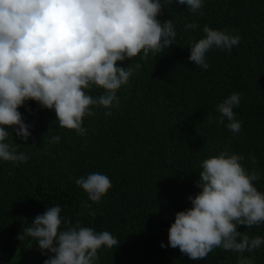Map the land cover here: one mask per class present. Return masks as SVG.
Segmentation results:
<instances>
[{
	"label": "trees",
	"instance_id": "obj_1",
	"mask_svg": "<svg viewBox=\"0 0 264 264\" xmlns=\"http://www.w3.org/2000/svg\"><path fill=\"white\" fill-rule=\"evenodd\" d=\"M203 5L202 15L193 14L187 5L165 0L157 19L161 24L173 21V45L150 53L147 60L138 55L118 62L133 69L129 83L117 92L120 103L110 116L108 110L94 108L95 115L83 119L84 135L57 129L55 112L34 101L18 109L25 123L32 124L31 136L25 143L12 132L13 142L29 158L26 163L0 160V259L34 251L44 264L47 255L35 241L17 236L23 220L31 224L46 207L58 204L61 216L73 226L108 231L120 242L116 248L98 250L95 264H239L241 258L264 264V245L243 254L216 248L201 260L167 247L175 214L190 208L188 197L200 191L195 182L205 158L222 151L243 156L242 166L260 173L254 186L264 192V0H203ZM187 24L198 27L186 30ZM205 25L234 29L233 35L241 38L230 53L209 50L207 70L188 59ZM136 63L141 64L138 70ZM233 92L241 94L234 108L242 122L238 134L218 119L208 121L209 114L219 117L216 106ZM90 94L98 96L103 90L94 88ZM50 127L53 133L44 137ZM56 134L61 139L51 144L50 136ZM90 173H102L112 184L99 203L89 201L75 184ZM84 202L92 205L90 210ZM237 230L264 238V223Z\"/></svg>",
	"mask_w": 264,
	"mask_h": 264
},
{
	"label": "clouds",
	"instance_id": "obj_2",
	"mask_svg": "<svg viewBox=\"0 0 264 264\" xmlns=\"http://www.w3.org/2000/svg\"><path fill=\"white\" fill-rule=\"evenodd\" d=\"M176 2L187 5L193 14H203V0ZM164 5L165 0H0V160L28 161V155L19 150L22 145L13 142L12 132L25 143L30 138L32 124L25 123L18 111L29 101L54 111L57 129L74 130L78 135L85 134L83 119L94 116V108L102 107L110 116L120 103L118 90L133 75L131 67H119L118 62L132 61L138 55L147 60L150 53L154 56L173 45L177 37L171 19L163 24L157 19ZM196 27L185 25L186 30ZM202 31L203 37L189 48L188 59L204 70L209 68V50L230 53L241 39L233 35L234 29L205 25ZM140 67L135 64L136 70ZM94 88L103 94L91 95ZM240 102V93L230 94L216 106L218 118L208 115L209 123L218 119L232 134L240 133L242 122L234 112ZM50 133L51 127L44 137ZM60 139L59 134L51 135L49 142ZM243 159L222 151L201 162L195 182L200 191L188 197L190 208L175 214L167 247L201 260L216 248L243 254L264 245L261 236L237 230L264 223V192L254 186L260 173L246 170ZM75 184L92 203H99L112 187L102 173L79 177ZM84 207L90 210L92 205L84 202ZM61 212L58 204L46 207L31 224L23 220L17 236L20 241H35L41 254L47 255L44 264H95L98 250L119 246L110 232L79 223L73 226ZM89 215L94 213L89 211ZM161 247L166 245L161 242Z\"/></svg>",
	"mask_w": 264,
	"mask_h": 264
},
{
	"label": "rangeland",
	"instance_id": "obj_3",
	"mask_svg": "<svg viewBox=\"0 0 264 264\" xmlns=\"http://www.w3.org/2000/svg\"><path fill=\"white\" fill-rule=\"evenodd\" d=\"M244 260L245 259L241 258L239 264H251ZM0 264H40V261L34 251H19L14 258L10 260L0 259Z\"/></svg>",
	"mask_w": 264,
	"mask_h": 264
}]
</instances>
